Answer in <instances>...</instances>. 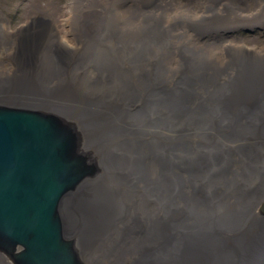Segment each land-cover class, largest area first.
<instances>
[{
    "label": "bare ground",
    "instance_id": "bare-ground-1",
    "mask_svg": "<svg viewBox=\"0 0 264 264\" xmlns=\"http://www.w3.org/2000/svg\"><path fill=\"white\" fill-rule=\"evenodd\" d=\"M73 1L62 23L72 35L77 28H87L93 37L86 50L93 58L95 87L88 82L80 94L70 87L72 80L66 76L71 72L63 68L70 59L62 46L67 45V39L58 29L56 10L36 0L30 5L26 29L0 38L13 63L12 74L0 76V106L43 111L73 124L81 138V152L97 158L117 178L123 176L120 171L124 169L128 173L126 187H133L135 176L141 178L145 192L152 187L149 166L172 173L175 185L182 183L175 154H155L163 141L167 143L163 145L182 141L176 128H156V109L162 107L169 115L179 109L204 113L202 119L193 121L196 132L190 135L193 129L187 131L194 138L205 135L206 145L196 144V161L186 172V194L177 186L179 191L171 196L164 188L163 202L157 209L147 211L142 223L130 226V235L135 239V233L140 232L141 239L127 250L125 264H264V49L217 44L229 38L226 29L233 32L240 23L262 27L264 0H182L173 7L162 0L163 10L158 4L152 7L153 0H133L137 5L130 13L121 12L122 18L116 7H103L99 0ZM249 4L255 8L253 16L246 15ZM172 9L175 15H171ZM102 16L104 32L97 36L94 21ZM36 18L46 23L33 22ZM226 23L229 25L224 26ZM92 24L93 29L89 28ZM2 30L0 35L8 28L3 26ZM82 36L89 38L84 32ZM95 39L99 45L94 48ZM208 40H213L207 43L212 51L201 43ZM105 45L110 51L107 55ZM198 48L213 64V71L205 69L202 61H183L190 56L186 54L174 63L175 52L190 49L186 53L191 54ZM120 54L125 55L119 58ZM224 54L234 57L220 61ZM40 67L56 77L37 78ZM244 123L247 126L242 129ZM202 125L225 130L226 137L221 139L218 133L209 136ZM225 140L240 144L239 157L224 160L215 174L194 185L190 180L207 172L203 154L213 155L214 146ZM249 142L254 143L246 146ZM208 145L212 150L202 152ZM173 151L178 148L174 146ZM101 176L106 172L87 180L60 206L65 235L77 239L83 264L97 263L88 254L87 258L79 243L81 237H90V232H82L80 221L87 219L92 228L98 223L104 226L105 221H112L103 220L108 213L115 218L112 205L119 207L116 188L99 183ZM170 200L188 205L172 212L173 207L166 205ZM151 214H155L153 219ZM104 230L109 229L105 226ZM0 264L12 263L0 253Z\"/></svg>",
    "mask_w": 264,
    "mask_h": 264
},
{
    "label": "rangeland",
    "instance_id": "rangeland-1",
    "mask_svg": "<svg viewBox=\"0 0 264 264\" xmlns=\"http://www.w3.org/2000/svg\"><path fill=\"white\" fill-rule=\"evenodd\" d=\"M36 0H0V31L2 30L3 26H6L8 28L7 33H4L3 35H0V38H7L11 37V34H15L19 31H24L26 29L27 25H29L27 15L30 13L32 9H30V5ZM41 4L43 6L45 5H51L55 8L57 15L54 17L59 20V31L62 36H64L67 39V45L62 44L63 47H65L64 54L68 55L67 66H64L63 68L66 71H70L71 73L67 75L66 77L70 78L72 80L71 88L74 89V91L78 94H80L83 90L87 89L88 82H93V87H95L94 84V71H93V61L91 57V53L89 50H86L87 46H91L93 37L88 33L87 28H77V33H70L68 30V27H64L62 21L66 19L65 15H68L69 7L71 3H73V0H40ZM101 2V5L104 7V5H110L113 7H116V14H127L130 13L134 7L137 5V1L133 0H99ZM168 2L172 5V7L179 2H182V0H168ZM158 4L160 7V10H163L162 6V0H153L152 7ZM175 6V8H177ZM169 7H166V9ZM249 10L250 12H247L246 15L253 16L255 15V8L251 9V4H249ZM171 15H175V11L170 10ZM103 12V11H102ZM99 13V12H97ZM120 14V16H121ZM167 17V16H166ZM100 17L98 20L94 21V24L97 28V36L102 35L104 32L101 28V24L103 21ZM122 18V16H121ZM40 19H34L33 22L36 21V23H46L45 21H42ZM169 20V17L166 18V21ZM249 19H246L244 22L248 21ZM255 21V18L251 19L250 23H253ZM28 22V24H27ZM33 25V24H32ZM107 25L110 26V20H108ZM229 25V23H226L224 26ZM108 26V27H109ZM120 28L123 27V24L119 26ZM93 29V24L89 27ZM28 29L30 27L28 26ZM216 33L215 36L220 35L222 32ZM2 32H4L2 30ZM82 32L88 34V37H83ZM226 34L228 35V39L223 42H219L217 44L224 45V44H232V45H243L248 48H258V50L264 49V24L260 28H256L255 26H246L243 23H240L239 27L234 30L233 32L230 31V28L226 29ZM89 39V40H88ZM1 40V39H0ZM213 40L203 41L205 46L208 45V42H211ZM94 48L99 45L98 41L94 40ZM105 52L109 54L110 51L108 50V46L105 45ZM207 50L212 51L211 46H206ZM190 50V49H188ZM187 50V51H188ZM197 51H192L191 54L186 53L185 50H180V52L174 53V63L175 60L179 61L180 56L183 55H190L189 58H183V61L191 62V61H202L203 66L205 69L208 70H214L215 68H211L213 64L209 62V59L205 58L203 54L201 53L203 49H196ZM8 53V46L2 47L0 45V76L1 74H12L13 69V63L10 61V59L7 57ZM62 53V52H61ZM192 54H195V56H192ZM125 55V54H124ZM119 58H123V56ZM234 56L229 55H223L220 58V61L227 62L228 60H232ZM90 61V62H89ZM176 64V63H175ZM174 64V65H175ZM164 65V64H162ZM41 73H38V77L40 78L43 75V79L46 80H53L56 75L50 70H47L46 68H39ZM65 77V76H64ZM2 80V79H0ZM70 80V81H71ZM104 82H101V85ZM100 87V86H98ZM158 104V103H157ZM156 104V105H157ZM154 105V106H156ZM183 110V109H182ZM179 109L176 113H170V115L164 110L162 107H158L156 109V128L160 131L162 128L165 130L170 129V131L173 128H176V135L177 137H181L182 141L181 143H168V145H163L166 143V141H163V144L156 149V156L162 157L164 155H167L168 157H172L175 154V161H176V172L180 177L182 178V183L180 185H175L173 183V174H164L162 171L159 172V170H155L153 166L148 167V176L150 179H152V187L149 191L145 192V189H143V182L141 178H138L135 176V180L133 183V187H126L125 184L128 179V173L123 169L120 171L122 173L121 178H117L113 174H109L107 172V169L104 165H102L99 161H97V158L94 156H91V154L83 153L88 156L89 162H94L99 169V174L102 171L106 172V176H101L100 179H98L99 183L105 184H111L114 188H116L115 196L119 200V207L116 204L112 205L113 212L115 214V218L112 215V213H108L106 215V218H103L105 221L106 219H111L112 221H105V225L98 223V225H94V228H92V225L90 222L87 221H80L79 225L82 229V232L87 231L90 232V237H81V241H79L80 245L85 250L86 256L87 254L93 258L95 263L97 264H125L127 259L126 252L127 250L135 243H140L141 235L140 232L135 233V239L133 238L130 231V226L133 224H140L142 223V219L144 214L151 210V209H157V204L160 202H163L164 198V188L167 189L170 192L171 196H174L179 190L177 186L182 190L184 194H186L185 190V180H186V172L189 169V167L192 165L193 161H196L195 156H193V152L196 153L198 150V146L200 147L199 143H202L206 145L205 142V135H201L199 138H194L190 135H193L196 130L194 129L195 124L193 123L194 120H200L202 119L205 114H198L189 112L187 110L182 111ZM203 115V116H202ZM169 116V117H168ZM214 119H217L216 115H211ZM166 118V119H164ZM164 119V120H163ZM71 124V123H70ZM252 123V125H254ZM73 125V124H71ZM127 125H124V127ZM246 124H242V129L245 127ZM205 133L209 136H213L215 133H218L222 138H225V130L224 132L214 130L213 128H210L206 125H202ZM236 127V126H234ZM75 128V127H74ZM237 128V127H236ZM190 129H193L190 131V135L187 133ZM248 130H251L247 128ZM76 132L78 133L77 129L75 128ZM247 130V131H248ZM183 132V134H182ZM252 135H255L253 133ZM247 140V139H246ZM236 142V140L234 139ZM215 142V141H214ZM213 142V143H214ZM254 142H249L246 144V146L251 145ZM167 144V143H166ZM198 146H197V145ZM169 146V147H168ZM176 146L178 148L177 152L173 151V147ZM101 149V148H100ZM212 150V147L210 145L204 147L201 151L202 152H209L208 150ZM240 144H235L233 141H227L220 142L219 144L214 146V154L210 155H204L206 158V162L208 164L207 166V172L205 174H200L198 179L190 180L193 182L194 185L198 186L200 183L204 182L205 179L209 175L215 174L216 170L221 168V164L226 159H235L239 157L240 155ZM92 151L100 155V152L97 147H93ZM201 153V152H200ZM202 154V153H201ZM93 155V154H92ZM137 158L140 160L137 156ZM129 164H136L135 162H129ZM137 164H142V162H137ZM144 164V163H143ZM126 165V164H124ZM174 165V163H173ZM194 167V166H193ZM151 168V169H150ZM142 170H144L145 173H147V169H145V166L141 167ZM141 172L143 173V171ZM204 177V178H203ZM203 178V179H201ZM96 179V178H95ZM93 180V179H92ZM98 183V184H99ZM89 184L93 189V181H90ZM172 184V186H171ZM169 195V196H170ZM123 198V199H122ZM90 201V200H89ZM168 207L172 206V212L179 210V207L184 209L187 207L188 204L186 203H180L175 200H170L167 204ZM91 206L93 207V199L91 201ZM132 213V215H130ZM132 216H135L136 219H131ZM155 214H151L150 218L153 219ZM91 222L93 220L91 219ZM104 223V222H103ZM107 227L109 230L105 233L104 227ZM143 235V234H142ZM70 238V237H68ZM70 239H76V238H70ZM81 250V249H80ZM126 256V257H125ZM88 258V256H87Z\"/></svg>",
    "mask_w": 264,
    "mask_h": 264
},
{
    "label": "water",
    "instance_id": "water-1",
    "mask_svg": "<svg viewBox=\"0 0 264 264\" xmlns=\"http://www.w3.org/2000/svg\"><path fill=\"white\" fill-rule=\"evenodd\" d=\"M70 123L0 106V253L12 264H83L60 206L99 175Z\"/></svg>",
    "mask_w": 264,
    "mask_h": 264
}]
</instances>
